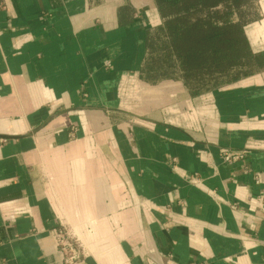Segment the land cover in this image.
I'll use <instances>...</instances> for the list:
<instances>
[{
	"label": "crops",
	"instance_id": "obj_1",
	"mask_svg": "<svg viewBox=\"0 0 264 264\" xmlns=\"http://www.w3.org/2000/svg\"><path fill=\"white\" fill-rule=\"evenodd\" d=\"M163 25L155 0H0V264H60V228L86 264H264V65L192 90Z\"/></svg>",
	"mask_w": 264,
	"mask_h": 264
},
{
	"label": "trees",
	"instance_id": "obj_2",
	"mask_svg": "<svg viewBox=\"0 0 264 264\" xmlns=\"http://www.w3.org/2000/svg\"><path fill=\"white\" fill-rule=\"evenodd\" d=\"M164 25L150 46L164 72L181 71L192 90L264 65L244 31L253 0H155ZM166 74V73H165Z\"/></svg>",
	"mask_w": 264,
	"mask_h": 264
},
{
	"label": "built area",
	"instance_id": "obj_3",
	"mask_svg": "<svg viewBox=\"0 0 264 264\" xmlns=\"http://www.w3.org/2000/svg\"><path fill=\"white\" fill-rule=\"evenodd\" d=\"M240 152L225 151L223 159L226 162H233L241 159ZM55 245L60 256V264H86V253L84 247L76 234L66 228L58 229L55 234Z\"/></svg>",
	"mask_w": 264,
	"mask_h": 264
}]
</instances>
